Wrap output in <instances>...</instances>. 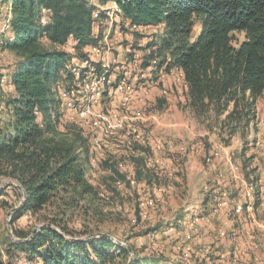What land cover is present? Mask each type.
<instances>
[{"label": "trees", "instance_id": "16d2710c", "mask_svg": "<svg viewBox=\"0 0 264 264\" xmlns=\"http://www.w3.org/2000/svg\"><path fill=\"white\" fill-rule=\"evenodd\" d=\"M0 3L11 9L0 50L19 59L0 75L10 89L3 94L0 85V180L20 186L25 194L10 225L32 216L45 226L13 248L23 253L26 264H127L125 249L105 237L78 241L89 234L74 232L66 220L85 197L95 198L98 192L85 176L91 160L88 139L76 126L61 127L55 83L63 76L68 85L73 80L65 71L72 56L63 46L70 41L74 57L84 60L83 50L99 42L93 32L95 7L90 0ZM106 3L116 4L130 26L158 29L159 36L144 48L142 69L179 72L186 108L197 124L224 145L256 131V105L264 94V0H98ZM103 169L115 184L129 185L107 160ZM143 171L136 168L135 181L146 177ZM250 173L244 174L247 182ZM8 191L23 198L13 186L0 189V198ZM252 204L255 209L258 193ZM134 214L140 221L138 206ZM30 235L14 231L19 240ZM130 249L131 264H152ZM0 264H6L1 253Z\"/></svg>", "mask_w": 264, "mask_h": 264}, {"label": "rangeland", "instance_id": "374dc122", "mask_svg": "<svg viewBox=\"0 0 264 264\" xmlns=\"http://www.w3.org/2000/svg\"><path fill=\"white\" fill-rule=\"evenodd\" d=\"M4 7L0 3V28L6 16ZM104 18L102 15L101 20L103 21ZM123 26L119 22L115 23L106 36V41L103 40L107 29L104 24L99 27L96 35L99 38V43L110 50L109 57L117 62V69L113 71L114 66H111L109 71L113 90L108 94L109 98L106 95L103 96L96 109L103 112L120 111L118 98L128 95L130 105L125 114L136 119L134 123L140 128L141 143H136L132 155L128 151H116L108 147L102 154L95 156L92 166L89 165L86 168L85 176L89 184L96 188L98 195L95 198L85 197L78 209L73 213H67L68 227L74 232H85L89 235L107 234L117 242L132 248L140 259H147L152 264H185L181 253L182 231L175 227L172 228V231L169 229L175 220H181L187 215L189 216L188 221L194 218L198 220L196 224L200 229L202 225L209 228L208 237L210 240L208 239L207 245L200 242L198 247L209 248V245L215 242L216 234L219 235L220 232H224L226 237H231L234 234L237 237L238 235L237 239L239 238L240 241L243 239V234L247 232L250 235L256 234L260 239L261 236L257 231H262L250 226L244 214L234 216L231 211L228 215L230 231L226 233L225 230L228 227L222 226L220 214L215 215L213 209L221 201L216 204L214 200L217 199V193H212L213 190L219 191L220 188H226L229 196L223 197L228 201L227 205L233 208L234 205L238 206L245 202V195L250 193L248 190L250 186H253L255 190V187L260 186L261 180L264 181V134H262L264 132L259 129L261 127L258 116L255 132H249L244 138L234 137L229 140L228 145H224L216 134L207 132L191 118L186 108L181 79L175 70L170 73L161 70L154 74H150V71H143V57L146 54L144 48L158 35V29L145 28L140 31H131ZM1 36L2 33L0 32ZM236 37L241 40V36L236 35ZM42 43L48 45L45 41ZM74 56L75 53L69 63L73 64L79 61V57ZM18 62L19 59L12 52L0 50V75H5L9 68ZM127 71L131 72V76L125 80L126 88L115 90L118 89L117 84L119 80L124 78L123 75ZM0 85H2L3 94L10 91L4 86L2 79ZM127 88L128 91H126ZM137 118L140 119L137 120ZM64 121L65 119L61 118L60 124L63 128L73 125L78 127L82 133L88 131L86 128L64 123ZM148 139L152 149L146 146ZM104 143H107L108 146L110 140L107 139ZM168 145H170V149L166 148ZM171 147H173V151L170 154L175 157L178 164H187L188 157L193 156L201 166L200 173L191 174L183 171L173 174L176 175L178 181L177 183L174 182L172 186H176V184L188 185L191 182L196 192L195 197L188 199V203L185 205H182L184 194L174 192L172 194V207L176 208L174 213L169 209L163 195H160L163 198L161 199L155 193L157 191L155 189L158 186L165 187L168 180L157 181L158 177L155 173H159V171L155 170L156 163L153 164L154 158L152 156L162 154L164 149L172 150ZM152 151L155 153L152 154ZM138 156H142V164H139V167H145L143 162L151 159L155 168H152V173L148 174L149 182H152V185H148L149 191L146 192L155 200L154 212L151 214L148 211L147 219L151 214L150 219L140 221L137 220L134 213L138 200L144 199L146 193L142 192L140 186L137 188L136 184L131 186L121 183V186H116L113 182L114 178L103 169L104 161L102 160L104 158L109 164L116 166L118 170L123 168L125 176L134 178L137 164L135 158ZM233 167L238 168L234 175L231 171ZM249 172L253 173H250V182H247L244 174ZM230 181L235 182V184ZM5 183L6 181L0 180V187ZM204 190L206 191L204 192ZM8 193L7 196L0 198V253L6 264L9 262L10 264H26L23 253L13 248V244L16 242L10 239L6 224L7 213L11 207L18 206L20 197L15 198L12 193L9 191ZM254 194L256 191L253 192L252 201ZM224 199L222 203H226ZM206 203L208 204L206 208L201 207ZM187 208L190 209V212L184 213V209ZM43 214L47 213L44 212ZM255 216L264 221V213L258 212L259 217L257 214ZM10 220L11 217L9 224ZM199 221L202 223L201 225ZM40 225L41 223L37 221L36 217L24 216L14 222L12 226L10 225V228L13 237L16 238L14 231L27 235ZM226 237L224 239H227ZM255 241L250 247L255 250L256 261L252 259L253 257L251 258L252 261L245 260L242 251L236 255L237 253L234 254L233 250L224 249L225 251L221 253L226 254V258L222 261L219 259L218 264H264V248L262 249L259 245L261 243L264 247V235L259 244ZM243 251L246 255L249 249L245 248ZM190 264H204V259L193 258Z\"/></svg>", "mask_w": 264, "mask_h": 264}, {"label": "built area", "instance_id": "2783aa9c", "mask_svg": "<svg viewBox=\"0 0 264 264\" xmlns=\"http://www.w3.org/2000/svg\"><path fill=\"white\" fill-rule=\"evenodd\" d=\"M90 3L95 7L92 13L94 35H97L101 25L104 24L107 27L106 34L103 37L104 41H106V36L109 34L112 26L118 22L131 31L144 29L130 26L128 22L124 21L114 3L99 5L98 0H90ZM4 8L6 16L0 28L1 33L8 31L11 18L10 4L8 3ZM102 15L105 17L103 21L101 20ZM61 49L73 57L74 49L70 41ZM83 52L86 55L84 60L65 65V71L73 76L72 83L66 84L64 76L61 81L55 83V91L60 101V121L63 118L65 119L64 123L78 125L88 130L82 133V135L88 139L91 155L90 165L94 163L95 156L102 154L108 147L116 151L125 150L132 155L136 143H141V141L140 128L134 123L136 119L125 114L129 110L130 105V100L127 98L128 95L118 98V109L120 111L103 112L96 109L103 96L106 95L109 98L108 94L113 90L109 71L111 70V66H114L113 71L117 69V62L109 57L110 50L99 42L94 46L85 48ZM98 68L100 70L99 73H97ZM176 73L182 79L181 74L177 71ZM123 76L124 78L119 80L117 84L118 89L115 90L126 88L125 80L131 76V72L127 71ZM66 85H68V88ZM126 91H128V88ZM107 139L110 140L108 146L104 143ZM237 170V167H233L231 170L232 174H236ZM128 181L131 186L135 184L131 179H128ZM115 185L121 186V183L116 182ZM248 190L250 193L245 195V202L238 206L235 205L233 213L235 216L246 215L250 226H253L257 230L264 229V221L259 220L255 216L252 204L251 197L254 187L250 186ZM137 206L140 220H146L148 218V210L155 207V200L150 196H145L144 199L138 200ZM197 221L194 218L186 222V228L182 233V259L185 264H190L193 258L204 259V264H218L220 262L219 259L222 261L226 258V254L220 253L218 257H214L211 248L205 246L198 247L200 228L196 224ZM219 237L225 238L226 234L220 232ZM232 237H235V234ZM195 241L196 244H194Z\"/></svg>", "mask_w": 264, "mask_h": 264}, {"label": "crops", "instance_id": "0c3cea01", "mask_svg": "<svg viewBox=\"0 0 264 264\" xmlns=\"http://www.w3.org/2000/svg\"><path fill=\"white\" fill-rule=\"evenodd\" d=\"M105 35V34H104ZM159 35H157L155 38H157ZM181 87L183 88V86H182V80H181ZM256 112H257V116H258V118H259V125H260V127L261 128H259V129H261L262 130V132H264V94H263V96H262V98L257 102V105H256ZM260 116V117H259ZM192 118V117H191ZM153 119V118H152ZM193 119V118H192ZM262 134H264V133H262ZM106 145H107V143H106ZM105 145V146H106ZM147 147H149L150 149H152V146H151V143H150V141H149V139H148V142H147V145H146ZM107 148V147H106ZM166 148H169L170 149V145H168V146H166ZM108 149V148H107ZM171 149L172 150H163V153L161 154V153H159V155H157V156H155L156 154H154L155 152L154 151H152V154H154V155H152L153 156V158H154V160H153V164H155L156 163V169L154 168V165H152V160L151 159H148V160H146L147 162H143V165H145V167H144V170L145 171H147V175H146V177H144V176H141L140 177V180L139 181H135L134 180V178H131V180L132 181H134V183L136 184L135 186H137V188L140 186L141 187V189H142V192L143 193H146L147 191H149L148 190V185L150 184V185H152V182H149L150 181V178L148 177V174H150V173H152L151 171H152V168L153 169H155V170H158L159 171V173H155V175L158 177L157 178V181H160V180H162V181H166V180H168V182H167V185L165 186V187H160V186H158L155 190H157L156 192H155V190H154V192L158 195V197H160L161 198V196L160 195H163V198L167 201L166 203H168V205H169V209H171V211L174 213L175 212V210H176V208L175 207H172V194L175 192H179L180 194H184V196L182 197V199H183V201H182V205H185V204H187L188 203V199H192L193 197H195V194H196V192H195V189H194V185H192L193 183H188V185H177L176 184V186H172V184H174V182L175 183H177V178H176V175H173V174H176V173H179V172H183V171H185V172H189V173H191V174H193L194 172H198V173H200L201 171V166L197 163V161H196V158L195 157H193V156H190V157H188V161H187V164H185V163H181V164H178L177 163V161L175 160V157L174 156H172L170 153L173 151V147H171ZM139 151V150H138ZM158 151V150H157ZM156 151V152H157ZM167 152V153H166ZM119 154V153H118ZM195 154H197V153H195ZM142 155V154H141ZM192 155V154H191ZM142 157V156H141ZM141 157H137V158H135V161L136 162H140V164H142V158ZM106 158V157H105ZM103 161H105V159L103 158L102 159ZM183 164V165H182ZM89 166V165H88ZM87 166V167H88ZM92 166V165H91ZM137 166V165H136ZM149 167H151V168H149ZM137 168V170H142L143 171V169H142V167L140 166H137L136 167ZM136 168H135V170H136ZM158 168V169H157ZM121 170H118V168H117V170L120 172V173H123L124 174V169L123 168H120ZM145 171H143V172H145ZM86 172V171H85ZM135 174V173H134ZM204 174V173H203ZM126 175V174H125ZM155 176V177H156ZM126 177V179L128 180V179H130L128 176H125ZM171 182H173V183H171ZM230 182H232V183H234L235 184V182H233V181H230ZM216 183H218V181L216 180ZM237 183V182H236ZM130 185V184H129ZM259 187V188H258ZM258 187H255V191H256V193H258V205H257V207L254 209L255 210V214H257V216H258V212H260V213H264V181L263 180H261V182H260V186H258ZM134 188V187H133ZM206 190H204V192H205ZM203 193V192H202ZM212 193L213 194H216L217 193V199H215L214 201L216 202V204L219 202V201H221V203H218L215 207H213V209L215 210V212H214V214L215 215H217V214H220V220H221V223H222V226H227L228 228H227V230H225V231H227L226 233H229V231H230V228H229V226H230V219L228 218L229 216V212L231 211L232 213H233V208L231 207L230 208V205H227L228 204V201L226 200V199H224V197L223 196H229V193H228V190H226V188L225 189H223V188H220V190L219 191H217V190H213L212 191ZM227 193V194H226ZM145 196H149L147 193L145 194ZM159 198V199H160ZM163 198H161V199H163ZM226 200V203H222V200ZM171 200V201H170ZM164 201V200H163ZM207 203L206 204H204L203 206H201V207H207ZM235 206V205H234ZM233 206V207H234ZM191 208V207H190ZM217 209H220V210H218L217 211ZM231 209V210H230ZM148 211H150L151 212V214H152V212H154L153 211V209H151V210H148ZM187 212H190V209L189 208H187V209H184V213H187ZM192 213V212H191ZM151 214H149V219H150V215ZM233 215H234V213H233ZM218 216V215H217ZM235 216V215H234ZM259 217V216H258ZM183 218V217H182ZM263 218V217H262ZM149 219H147V220H149ZM188 219H189V216L187 215V216H185L183 219H181V220H175L172 224H171V228L169 229V231L172 229V228H176V229H178V228H180L181 229V231H182V233H183V231H184V229L186 228V222L188 221ZM199 224L201 225L202 223L199 221ZM207 230H206V229ZM179 229V230H180ZM173 230V229H172ZM260 231H262V232H259V231H257L259 234H260V239H259V237L256 235V234H254V235H250L249 234V232H247V233H245V234H243V239L240 241V239L238 238L237 239V237H238V235H237V237H229V236H227L226 238L227 239H224V238H220L219 237V235L218 234H216V237L214 238L215 239V242H212L209 246V248H211L212 250H213V255H214V257H218V255L221 253V252H223V251H225L224 249H229V250H233V253L234 254H236V255H239L240 253H241V251L243 252L242 254H243V258L245 259V260H249V261H252L251 260V258L254 260V261H256L257 260V258L254 256V253H255V250H252V248L250 247V245L255 241V242H258V244L261 242V238L263 237V235H264V230H260ZM208 234H209V228L206 226V227H204L203 225H202V228L200 229V240L198 241V244H201L200 242H203V245H207V241H208V239L210 240V237H208ZM181 236H182V234H181ZM183 240V238L180 240V241H182ZM243 241V242H242ZM218 242V243H217ZM209 243V242H208ZM244 243V244H243ZM194 244H196V241H195V243ZM260 245V247L263 249L264 247L261 245V243L259 244ZM259 247V248H260ZM245 248H248L249 249V251H248V253L246 254V255H244V251H243V249H245ZM237 251V252H236ZM251 255H253V256H251ZM235 256V255H234ZM250 263V262H249Z\"/></svg>", "mask_w": 264, "mask_h": 264}, {"label": "water", "instance_id": "95a60500", "mask_svg": "<svg viewBox=\"0 0 264 264\" xmlns=\"http://www.w3.org/2000/svg\"><path fill=\"white\" fill-rule=\"evenodd\" d=\"M6 186H13L15 187L21 194H22V197L20 199V202L18 204V206H16L15 208H13L12 210H10L8 213H7V220H6V224H7V230H8V235L10 237V239L13 241V242H27L31 237H33L35 235V233L37 231H39L40 229H42L43 227H45L44 225H40L38 227H36L32 232H31V235L28 239L26 240H19L17 238H14L13 237V234L11 233V228H10V224H9V218L11 217V215L18 211L22 205H23V202H24V196L25 194L23 193L22 189L20 188V186L18 185H15L11 182H6L4 185H2L0 187V189L2 188H5ZM48 227V226H47ZM98 237H105L109 240H111L114 244L120 246L122 249H125L128 253H129V261L127 264H131L132 263V260H133V252L131 251L130 248H128L127 246H125L124 244L120 243V242H117L116 240H114L111 236L107 235V234H102V233H97V234H93V235H89L87 237H84V238H80L78 239V241H86V240H91V239H94V238H98Z\"/></svg>", "mask_w": 264, "mask_h": 264}]
</instances>
